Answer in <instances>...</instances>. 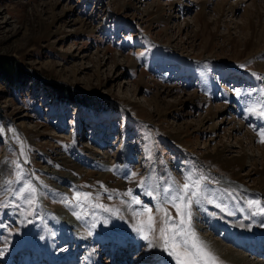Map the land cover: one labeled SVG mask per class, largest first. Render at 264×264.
Returning <instances> with one entry per match:
<instances>
[{
    "label": "rangeland",
    "instance_id": "obj_1",
    "mask_svg": "<svg viewBox=\"0 0 264 264\" xmlns=\"http://www.w3.org/2000/svg\"><path fill=\"white\" fill-rule=\"evenodd\" d=\"M222 1L231 6L220 18ZM255 5L264 30V0ZM255 9L250 0H0V59L27 73L0 77V264H176L160 236L166 219L169 236L194 232L217 264H227L220 244L264 264V197L225 184L230 176L202 158L226 144L235 157L245 133L262 171L264 35L245 49L253 31L243 26ZM188 178L203 179L181 224L165 197ZM237 233L243 248L232 245Z\"/></svg>",
    "mask_w": 264,
    "mask_h": 264
},
{
    "label": "bare ground",
    "instance_id": "obj_2",
    "mask_svg": "<svg viewBox=\"0 0 264 264\" xmlns=\"http://www.w3.org/2000/svg\"><path fill=\"white\" fill-rule=\"evenodd\" d=\"M250 1L256 9L254 12L250 13L251 16H249L248 23L243 24V26L244 25L246 27L248 26L253 31L251 39H249L245 45V49H248V50L249 49L251 50V48H253V47L256 48V46H258V42L262 41L261 39L264 35L263 27L258 25L260 23V14L258 12L257 6L255 5L256 0H250ZM229 6H231L230 2L222 1L221 3H217L213 7V11L216 13L217 16H220V18H221L224 15V13L227 12L226 9ZM207 9L208 8L205 7L204 4H202L200 13L202 15H204L206 13ZM220 18H218V19H220ZM252 19H256L259 21L255 22ZM259 45H261V44H259ZM258 52H259V50H258ZM259 64L260 65H258V68L260 70H264V68H263L264 64H261V63H259ZM171 92H173L172 89L168 88L167 93L171 94ZM157 106H158V103L156 102V109H159V108H157ZM217 107H219V105H216L214 107V110L217 109ZM171 108H173V107H171ZM220 109H221V106H220ZM219 110H217V111H219ZM217 111H213L212 114H210V115H213L214 117H216ZM159 113L164 115V113L161 111H159ZM209 113L201 120V123H204L205 121L209 120ZM231 122L234 123L231 131L235 132L236 134L237 133L239 134V132L244 130L243 129L244 127L241 124V122H239V121H237L236 123L233 121H231ZM235 140H236V143L234 146H232L233 148H237V151H235L237 153V154H235L236 155L235 157L232 155H231V157H228V154L226 156L225 152L226 153L231 152V150H227V144H226V146L224 145L221 148L216 147L212 152L205 153V155H203L202 158L205 156V158H207V161L209 163L212 162L213 164H218L220 166V168L222 170H224L227 175L230 176L229 177L230 178L229 183L226 180H224L225 184L238 187V188L245 190L247 192H251V193L255 192V193L261 195L262 197H264V182L262 180V178L264 176V149L263 148L258 149L259 154H260V165L262 166V171L259 172V170L255 169V165L257 163L254 160L255 154L253 151L254 144H253L252 139H247V136L244 133L243 137L238 138V139L235 138ZM188 153L193 154L192 151H188ZM246 162L247 163L250 162L249 164H250L251 170L249 171V173H246L245 175H239V171L245 167ZM252 172L253 173L256 172L255 175L258 177H257V179H254V180H257V181H255L256 183L253 182L254 185L252 184V186H249V185H246V182H247V179L249 178V176L251 175ZM251 180H253V179H251ZM59 216L61 217V219H62L61 221L64 224L68 225V224H72V222H74V220L72 218H70L65 213L59 214ZM244 235H245L244 237H247L246 239L252 238L251 235H248V234H244ZM204 236H206V234ZM230 238H232V236ZM233 241L234 242H232V245L234 246L236 244L235 246L240 247V248H243L244 246H246L245 244L248 243L247 241L240 239V233H237L235 235ZM213 249L217 254L223 256V258L225 259L227 264H248L247 262L240 259L239 256L238 257L235 256V254H234L235 251L232 250L230 247H223L220 244V245L215 246ZM157 263H159V262H157Z\"/></svg>",
    "mask_w": 264,
    "mask_h": 264
},
{
    "label": "snow or ice",
    "instance_id": "obj_3",
    "mask_svg": "<svg viewBox=\"0 0 264 264\" xmlns=\"http://www.w3.org/2000/svg\"><path fill=\"white\" fill-rule=\"evenodd\" d=\"M261 142H264V139H262ZM21 147L23 148V145H21ZM21 154H23V152ZM16 167L20 168L21 166L19 163H17ZM202 179L203 178H201L200 180L192 181L191 178H188V181L185 182L183 186L175 192V194L171 195L170 199L167 196L165 197L166 202L171 203L172 206L176 208L177 213L181 215V224H184L186 222L190 224L191 213L190 211L187 212L186 220L185 210L190 209L194 199L199 197ZM28 190L34 193L36 191V188L29 185ZM127 195H131V191H129ZM32 202L33 201L31 200L29 201V203ZM135 203L139 204L141 202L140 200L136 199ZM251 203L254 205H258L257 201H252ZM97 206L103 207L102 205ZM216 206L220 207V205ZM161 211H163L164 215L170 219L166 209H161ZM261 211H264V209H261ZM144 212L149 213L148 221L151 227L155 223V218L150 214L151 209L145 208ZM167 223L168 222L166 219L164 221L165 227H161L159 229L160 236L164 241L165 248L171 249L169 251V255L174 256V258L176 259V264H217L216 257H214L202 246L200 242H198L194 232L182 229L179 233H174L172 236H169ZM176 235H179L181 237H188L189 239H182L179 243H177L175 239ZM144 238L147 239L148 237L145 236Z\"/></svg>",
    "mask_w": 264,
    "mask_h": 264
},
{
    "label": "trees",
    "instance_id": "obj_4",
    "mask_svg": "<svg viewBox=\"0 0 264 264\" xmlns=\"http://www.w3.org/2000/svg\"><path fill=\"white\" fill-rule=\"evenodd\" d=\"M25 74H27V73H25L24 71H22L15 64L13 65L11 63V61L8 62L5 59H0V77L1 78H5L9 82H14L17 79H20L23 76H25ZM52 87L51 88L54 89L57 94H63V93L66 92V95H69V94L71 95V92H69L67 89L63 88L62 86H58L57 85V86H52Z\"/></svg>",
    "mask_w": 264,
    "mask_h": 264
}]
</instances>
